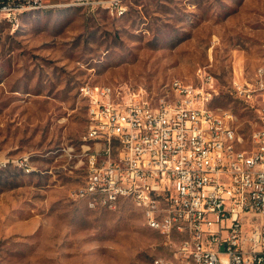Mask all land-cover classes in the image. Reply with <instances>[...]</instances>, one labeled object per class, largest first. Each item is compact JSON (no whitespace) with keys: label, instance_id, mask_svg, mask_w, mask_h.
Masks as SVG:
<instances>
[{"label":"rangeland","instance_id":"obj_1","mask_svg":"<svg viewBox=\"0 0 264 264\" xmlns=\"http://www.w3.org/2000/svg\"><path fill=\"white\" fill-rule=\"evenodd\" d=\"M43 3L0 15V264L172 256L175 241L149 227L131 199L109 210L70 197L87 175L79 155L87 92L109 87L157 101L175 80L200 87L212 77L211 108L233 114L241 147L250 148L256 115L234 82L264 62V0H131L121 14L75 0Z\"/></svg>","mask_w":264,"mask_h":264},{"label":"built area","instance_id":"obj_2","mask_svg":"<svg viewBox=\"0 0 264 264\" xmlns=\"http://www.w3.org/2000/svg\"><path fill=\"white\" fill-rule=\"evenodd\" d=\"M75 1L118 13L131 0ZM43 2L0 0V15L12 18ZM243 79L234 90L255 111L250 148L241 147L233 114L211 108L212 77L200 87L179 83L157 101L89 89L79 154L87 175L70 197L109 210L131 199L148 226L175 241L174 254L153 264H264V68ZM61 151L78 156L73 148ZM28 161L21 163L29 168ZM93 193L101 200L89 201Z\"/></svg>","mask_w":264,"mask_h":264},{"label":"bare ground","instance_id":"obj_3","mask_svg":"<svg viewBox=\"0 0 264 264\" xmlns=\"http://www.w3.org/2000/svg\"><path fill=\"white\" fill-rule=\"evenodd\" d=\"M43 4H36V5H32L29 8H24L21 10H25V9H35V8H39L40 6H42ZM120 14L123 12V10L118 11ZM261 68H264V62L261 63L256 70H261ZM179 83H183L181 80H175L174 81V88L175 89H179ZM103 89H111L109 87H105ZM176 99H183V91H176ZM101 200V193H93V194H89V201H98ZM151 228H153V226H149ZM161 233V231H159Z\"/></svg>","mask_w":264,"mask_h":264}]
</instances>
